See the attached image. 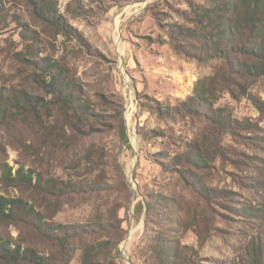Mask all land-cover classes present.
Wrapping results in <instances>:
<instances>
[{
  "label": "rangeland",
  "instance_id": "obj_1",
  "mask_svg": "<svg viewBox=\"0 0 264 264\" xmlns=\"http://www.w3.org/2000/svg\"><path fill=\"white\" fill-rule=\"evenodd\" d=\"M215 1L57 0L74 29L67 38L26 0H4L0 91L28 103L0 118V167L40 173L61 190L53 196L0 183V196L23 198L52 225L92 226L93 235L68 237L69 264H161L160 245L175 246L184 264H249L254 243L264 254V112L250 98L264 103V78L235 77L233 92L214 96V109L257 125L253 132L157 110V102L180 107L199 80L224 68L201 58L198 23ZM44 60L78 86L79 104L48 87ZM195 146L207 166L180 172L174 161ZM195 180L233 194L205 199ZM0 234L45 257L59 254L30 224L0 223Z\"/></svg>",
  "mask_w": 264,
  "mask_h": 264
},
{
  "label": "trees",
  "instance_id": "obj_2",
  "mask_svg": "<svg viewBox=\"0 0 264 264\" xmlns=\"http://www.w3.org/2000/svg\"><path fill=\"white\" fill-rule=\"evenodd\" d=\"M26 1L41 23L53 28L55 33L67 38L73 33V27L60 13L57 0ZM3 5L4 0H0V10ZM198 24L204 35V42L200 49L202 60H221L224 68L208 80H199L194 96L183 102L180 107L171 109L157 102L158 112L167 117L184 114L194 118H204L212 125L233 134H239L241 131L253 132L257 125L234 119L227 109H214V96L217 91L233 92L231 85L235 77L239 79L264 78V0H217L212 8L205 10ZM207 28H210L209 34L206 32ZM185 32H191V30L187 29ZM39 68L47 74L48 87L56 96L62 93L66 103L79 104L82 92L76 84L69 80L56 61L44 60L39 63ZM250 98L256 108L263 113L264 103L253 96ZM27 103L26 96L13 98L5 96L0 91V118L4 119L10 114L14 115V110H17L16 114H18L21 109L26 108ZM74 109L76 112L79 109L81 112L79 114L82 116L90 114L87 107L75 106ZM207 163L204 155L196 146L174 161L175 165L183 168L180 171L182 173L185 168L202 171ZM0 168L2 171L0 183L8 187H32L53 196L61 190L54 180L45 179L42 174L32 170L25 171L21 168L14 174L13 168L7 164L1 165ZM182 177L188 183L184 174ZM199 180L190 181V185L205 199L220 196L230 198L233 194L231 191L210 188ZM154 202L148 204L149 211L151 206L158 205L157 201ZM0 223L30 224L43 237L52 239L53 244L60 249L59 254L45 257L33 248L22 249L20 245H13L0 234V264H69L71 251L65 247L70 240L68 237H81L79 231L82 230L88 235L95 233L91 230L92 226L65 227L49 224L45 222L36 206L23 198L0 196ZM71 232L73 233L70 235ZM107 245H109L108 242H103L101 247ZM157 252L161 264H184L180 262V254L175 246L160 245ZM249 257L251 260L249 264H264V254L260 244H253ZM83 264H89V259L85 258Z\"/></svg>",
  "mask_w": 264,
  "mask_h": 264
}]
</instances>
